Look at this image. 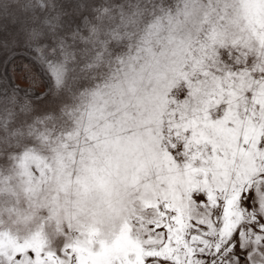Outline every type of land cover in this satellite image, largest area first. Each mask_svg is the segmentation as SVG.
<instances>
[{
    "label": "snow or ice",
    "instance_id": "1",
    "mask_svg": "<svg viewBox=\"0 0 264 264\" xmlns=\"http://www.w3.org/2000/svg\"><path fill=\"white\" fill-rule=\"evenodd\" d=\"M0 18L30 54L29 87L0 92V192L64 233L0 234V264H264V0H0ZM94 200L131 206L109 240L74 228Z\"/></svg>",
    "mask_w": 264,
    "mask_h": 264
},
{
    "label": "clouds",
    "instance_id": "2",
    "mask_svg": "<svg viewBox=\"0 0 264 264\" xmlns=\"http://www.w3.org/2000/svg\"><path fill=\"white\" fill-rule=\"evenodd\" d=\"M3 147V143L0 142V158L4 159L0 171L11 167L4 155ZM8 200L7 193L0 192V234L15 240L30 239L39 235L47 246L54 245L64 234L55 223L37 220L32 214L25 215L26 205L16 208ZM130 208L131 206L126 209L117 204L109 206L99 200L90 201L86 205L85 213L75 221L74 228L81 232H94L99 239L109 240L118 234Z\"/></svg>",
    "mask_w": 264,
    "mask_h": 264
},
{
    "label": "rangeland",
    "instance_id": "3",
    "mask_svg": "<svg viewBox=\"0 0 264 264\" xmlns=\"http://www.w3.org/2000/svg\"><path fill=\"white\" fill-rule=\"evenodd\" d=\"M47 2L48 0H44L45 4ZM17 27L15 22L0 18V92L7 87L9 95L13 88L27 89L29 87V84L21 78L20 69L29 62L30 54L23 46L13 43ZM14 67L16 71H13ZM41 91L36 89L37 94ZM2 103L3 97L0 95V105ZM3 163L4 159L0 158V165ZM238 251L241 250L238 249Z\"/></svg>",
    "mask_w": 264,
    "mask_h": 264
},
{
    "label": "flooded vegetation",
    "instance_id": "4",
    "mask_svg": "<svg viewBox=\"0 0 264 264\" xmlns=\"http://www.w3.org/2000/svg\"><path fill=\"white\" fill-rule=\"evenodd\" d=\"M240 258L243 261L244 259H246V254H242Z\"/></svg>",
    "mask_w": 264,
    "mask_h": 264
},
{
    "label": "trees",
    "instance_id": "5",
    "mask_svg": "<svg viewBox=\"0 0 264 264\" xmlns=\"http://www.w3.org/2000/svg\"><path fill=\"white\" fill-rule=\"evenodd\" d=\"M19 72V71H18Z\"/></svg>",
    "mask_w": 264,
    "mask_h": 264
}]
</instances>
